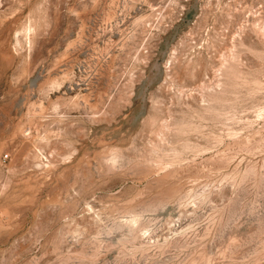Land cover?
Returning <instances> with one entry per match:
<instances>
[{"label": "rangeland", "instance_id": "rangeland-1", "mask_svg": "<svg viewBox=\"0 0 264 264\" xmlns=\"http://www.w3.org/2000/svg\"><path fill=\"white\" fill-rule=\"evenodd\" d=\"M0 264H264V0H0Z\"/></svg>", "mask_w": 264, "mask_h": 264}]
</instances>
